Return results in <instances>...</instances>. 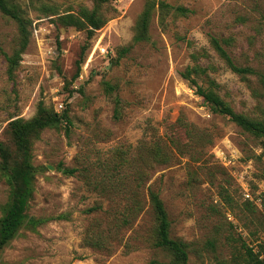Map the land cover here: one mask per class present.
I'll use <instances>...</instances> for the list:
<instances>
[{
	"label": "rangeland",
	"instance_id": "1",
	"mask_svg": "<svg viewBox=\"0 0 264 264\" xmlns=\"http://www.w3.org/2000/svg\"><path fill=\"white\" fill-rule=\"evenodd\" d=\"M12 1L40 22L10 77L7 56L19 49V28L0 12V142L14 151L10 123L34 119L41 103L70 123L33 142L28 215L44 223H26L0 264H169V252L155 245L149 188L165 204L172 238L188 245L189 264H245L246 246L264 244V137L214 114L182 73L200 65L199 84L214 81L235 112L264 120V0H114L101 7L109 22L90 40L86 30L56 21L92 10L94 0ZM149 1L192 14L170 12L163 27L157 6L150 41L136 43ZM211 37L228 40L235 63L253 73L232 71ZM158 148L164 157L155 156ZM9 199L0 173V220ZM98 237L103 246L91 245Z\"/></svg>",
	"mask_w": 264,
	"mask_h": 264
},
{
	"label": "trees",
	"instance_id": "2",
	"mask_svg": "<svg viewBox=\"0 0 264 264\" xmlns=\"http://www.w3.org/2000/svg\"><path fill=\"white\" fill-rule=\"evenodd\" d=\"M112 1L114 0H94L95 6L92 10L83 9L79 15L67 13L59 16L56 24L63 28L73 27L78 30H86L88 39L90 40L97 31L101 30L109 22V19L102 15L101 7ZM157 6L161 11L160 22L163 27L166 23L165 17L170 12L179 16L192 14L191 10L184 7H173L165 2L157 3L156 1H149L137 23L134 42L150 41L149 30ZM0 12L14 20L19 28V49L12 56H7L8 74L12 77L22 60V55L28 48L31 35L34 34L35 21L31 22L30 19L26 18L21 6L12 0H0ZM49 19L55 22L54 18L50 17ZM31 27L32 32L29 30ZM210 44L232 71L240 75L253 73L252 69L239 67L235 63L224 47L229 44L228 40L211 37ZM86 50L87 47H84L82 50L80 60L77 63L78 70L73 77L74 79H77L80 75ZM129 50L130 48L124 49L122 54L128 53ZM204 74H206V70L197 64L193 67H188L182 73V77L196 89L197 94L203 98L205 104L214 114L228 117L245 132L255 137H264V120L259 121L235 112L220 96L217 91L218 86L214 81H211L208 87L199 84L197 79ZM106 88L110 92L114 91V88L109 83L106 84ZM116 104L119 108L121 101L118 97L116 98ZM119 116L120 110L117 109L116 118H119ZM64 121L70 123L67 113L58 115L49 111L41 103L37 116L34 119L27 121L20 118L10 123L9 132L16 146L14 151L3 142H0V173L10 191L9 202L4 207V215L0 220V253L17 237L26 223L34 229L44 223V220L30 218L28 215L29 204L35 193L37 174V168L33 165L32 146L34 140L40 137L43 130L57 128ZM181 122L184 127L192 129L185 120ZM154 154L156 157H164L160 148ZM74 172L71 169L63 170L65 175L70 176L74 175ZM149 200L156 220L155 245L169 252L171 258L169 264H189L188 245L182 240L172 238L171 221L159 192L149 188ZM131 201L133 206L130 210L133 213L137 212L140 208V201L137 197ZM90 243L94 246H103V240L100 237ZM245 264H264V244L259 245L258 251L246 246Z\"/></svg>",
	"mask_w": 264,
	"mask_h": 264
},
{
	"label": "built area",
	"instance_id": "3",
	"mask_svg": "<svg viewBox=\"0 0 264 264\" xmlns=\"http://www.w3.org/2000/svg\"><path fill=\"white\" fill-rule=\"evenodd\" d=\"M39 22H40V21H37V22H35V24H34V32H36V33L39 32V29L37 28ZM97 49H98V47H97ZM100 52H101L103 55H104V54H108V51H107L106 49H103V48L100 49ZM58 107H59L60 109H62V108H63V105H62L61 103H59V104H58ZM246 197L249 198V199H252V196H251V194H250L249 192L246 194Z\"/></svg>",
	"mask_w": 264,
	"mask_h": 264
}]
</instances>
